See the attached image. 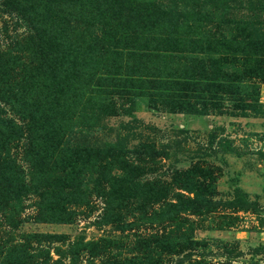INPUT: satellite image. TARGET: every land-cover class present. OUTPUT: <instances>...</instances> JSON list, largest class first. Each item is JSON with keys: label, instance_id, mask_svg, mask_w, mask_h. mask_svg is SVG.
<instances>
[{"label": "rangeland", "instance_id": "1", "mask_svg": "<svg viewBox=\"0 0 264 264\" xmlns=\"http://www.w3.org/2000/svg\"><path fill=\"white\" fill-rule=\"evenodd\" d=\"M133 2L135 11L147 16L150 22L155 21L150 31H142L148 38L156 34L165 40L156 44L158 50L151 55L153 51L144 49L149 44H141L128 34H125L128 38H124L122 32H117L122 29L120 24L107 27V39H87L90 47H95L92 53L99 52V58L96 54L90 62L98 61L88 71L86 92L74 99L71 95L64 96L60 102L77 113L76 117L83 116L88 131L75 134L77 144L71 147V152L62 149L59 160L53 157L33 170H29L30 165L22 159V150L16 147L10 152L27 171L24 178L27 185L20 187L16 194L14 191L13 196L5 193L0 199V264H10L15 259L23 260L22 264H142L144 261H149L147 264L197 261L198 264L200 261L264 264V81L250 76L246 79V83L254 81L260 86L261 105L255 109L244 108L226 92L227 83L233 78H227L226 84L221 83L224 81L221 77L214 81L215 85H205L208 78L216 76L213 72L215 57L225 54V50L236 48L240 54L249 55L256 49L253 42L264 44V0H227V5L223 0ZM72 4L71 0H63L61 7L70 11ZM163 9L180 15L188 25L184 32L176 33L170 22L161 21ZM94 18L90 17L92 33ZM97 25L103 26L102 23ZM126 25L132 24L125 21L123 26ZM0 30L3 33L0 39L6 37L8 42L16 37L23 39L27 34L16 14L6 13L2 5ZM97 33L101 35L102 31L94 34ZM118 39L121 47L113 44ZM241 40L248 44H237ZM142 51H145L143 56L137 55ZM253 62L256 61H248L246 66L243 63L242 70L245 67L248 71ZM227 69L231 71L228 66ZM137 70L169 82L162 90H156L149 83H134L124 78ZM46 75L38 84L45 90L52 86ZM193 75L203 79L202 85L197 86L205 89L195 93L180 89ZM119 76L122 78H115ZM189 85L186 83L183 87ZM217 85L222 88L215 96L210 95V87L217 89ZM141 89L143 94L135 99L133 95ZM242 96L247 99L245 102L253 97L247 93ZM196 109L206 113L191 112ZM111 111H115V115ZM107 143H119L128 152L123 153L124 158L118 156L116 160L108 154L110 149L97 151ZM83 148L95 151L90 153L92 160H87V164H83V154L80 157L73 151H85ZM147 151L159 154L149 159ZM73 158L76 179L70 181L65 179V170L71 166L69 161ZM33 175L37 179L34 182L31 181ZM138 179L157 181V188H163L171 202L177 201L180 193L192 198L191 188L203 184V196L214 210L207 211L206 205L202 214L190 215L183 221V230L175 231L180 236L175 250H150L147 242L137 240L138 235L162 234L158 226H144L129 232L127 237L117 226L100 222L105 206L101 193L116 186L122 196H128L131 189L135 190L134 183H138ZM185 186L191 188L182 189ZM155 188L153 186L152 191ZM68 191L84 198L82 203H66ZM161 205L156 204L155 209H160ZM65 213L72 219L62 222L60 219ZM79 239L84 242L121 239L120 243L102 241L119 254V258H112L110 262L105 254L89 260V251L81 250L79 257L73 260L69 247ZM192 240L206 242L192 243ZM41 247L49 250L45 252ZM93 248L95 246L91 245L90 251ZM133 255L136 259H125Z\"/></svg>", "mask_w": 264, "mask_h": 264}, {"label": "trees", "instance_id": "2", "mask_svg": "<svg viewBox=\"0 0 264 264\" xmlns=\"http://www.w3.org/2000/svg\"><path fill=\"white\" fill-rule=\"evenodd\" d=\"M71 1H73L71 5L73 8L70 11H65L61 7L63 0H0V5L4 7L5 12L16 14L18 20L27 29V34L23 39L16 37L10 42L6 41V37L0 39V199L5 193L13 196L20 187L27 185L24 183L27 171L19 163L17 156L11 157L10 155L14 148L17 147V150L24 152L22 159L30 165L29 170H33L42 162H47L53 157H56L55 161L59 160L64 150L71 152V147L77 144L75 134L88 131L86 123L83 121V116L78 115L76 117L77 113L66 109L65 105L60 102L64 96L71 95L74 99L78 94L84 95L86 92L84 88L90 77L88 71L91 66L98 63L96 61L91 64L93 62L92 59L96 54L97 58H99V52L92 53L95 47L91 48V45H89L91 43H88L87 39L97 41L101 38L107 39V27L120 24L122 29L118 28L119 31L117 32H122L123 35L128 34L141 44H149L144 49L153 51L150 52L151 55L158 50L156 44H160L162 43L161 41L165 40V38L157 37L156 34L152 38H148L147 33L142 31H150L155 21L150 22L147 16L135 11L136 9H133V0ZM223 2L227 5V0H223ZM225 4L222 3V6H225ZM162 12L161 16L164 19L161 21L167 20L170 22L171 29H174L176 33L184 32V29L188 27L179 14L173 13V10L163 9ZM90 17H95L92 24L93 32L96 33L97 30H100L102 31L101 35L90 31ZM125 21H129L132 25L123 26ZM97 23H102L103 26H98ZM2 34L0 30V37ZM124 38L128 37L125 35ZM239 43L248 44L244 40L237 42V44ZM113 44H117V47L122 45L120 39ZM86 45H89V47ZM95 46H97L96 43ZM252 46L256 49L249 55L248 53L240 54L236 48H233L225 50V54L215 57L213 72L216 76L208 78L205 83L208 86L215 85L214 81L222 77L221 81H224L220 82L226 84L227 78H233L230 83H227L228 88L225 90L238 101H236L237 103L248 109H255L261 105L259 98L260 86L254 81L246 83V79L250 76L253 79L264 81V44L255 41ZM242 47L245 48L246 45ZM144 52H138L137 55L143 56ZM248 56L250 57L249 60ZM250 60L256 62H253L248 67V71L245 67L242 70L243 63L246 66ZM240 65H242L241 68ZM227 66L231 71L227 69ZM46 74L49 75L52 86L45 90L38 84L43 76H47ZM174 75L176 78H180L177 73H174ZM125 76L124 78L134 83H149L151 88H156V90L159 88L162 90L169 82L163 81V77H150L141 70L127 73ZM197 76L189 77L191 81L185 80L180 89L189 90V93L190 90L193 93L200 90L203 91L205 88L197 86L199 84L202 85L203 79ZM163 82L165 84H161ZM186 83L191 85L187 88L183 87ZM128 86L132 87L133 85L128 84ZM58 88H63V90ZM67 88L68 91L66 92ZM220 88L222 87L218 85L217 89L210 87V95H214ZM142 92H144L143 89L139 93L134 94L133 97L135 99L138 98L143 94ZM243 93H247L250 96L252 94L253 97L248 99L250 101L245 102L247 99L242 96ZM150 106L153 107V105ZM191 112L206 113L202 109H196ZM111 113L115 115V111H111ZM105 149H110V152L107 151L108 154L112 158H116V160H118V156L124 158L123 153L128 152L121 148L119 143H107L105 147L97 151L103 152ZM73 151L75 155H84L83 164H87V160H92L90 153H95V151H88L87 149L85 151L89 154L84 150H79L78 152L73 149ZM157 154L159 153L155 151L146 152V156L149 159H155L158 156ZM85 156L89 159H85ZM96 157L97 155L95 154L94 159ZM138 159L140 161L143 160L141 157H138ZM69 162H71V166L65 170V179L74 181L76 179V170L73 169L75 166L74 158L70 159ZM131 165L137 167L133 163ZM35 175H37L36 172ZM35 175L31 178L33 182L37 180ZM134 185L135 190L131 189L128 196H122L116 186H111L109 191L101 193L100 196L104 199L105 206L100 222L117 226V229L125 233L127 237H129V232H136V229L144 226L146 228L158 226L162 234L137 236V240L147 242V248L150 250H157L158 252L175 250L174 248L178 247L180 238L175 231L183 230V221L190 215L202 214L206 205H208L207 211L214 210L212 204L210 206V202L203 196V184L196 185L195 189L186 186L182 187L185 190L191 188L194 196L192 198L186 197V195L180 193L178 194L179 199L175 202L167 199V193L163 191V188H157V181L138 179V183L135 182ZM69 186L72 187V185ZM153 186H156L154 191H152ZM14 191L15 193L12 195ZM68 192L69 196L66 199V203L69 205L71 203L80 204L84 200L82 197H77V194L72 193V191ZM160 203L162 204L161 208L155 209L156 204ZM71 219L68 213H65L60 221L65 222ZM171 228L172 230H170ZM56 236L60 237L59 235ZM59 240L62 241V239ZM105 240L122 242L121 239H117V241L115 239H102V241ZM102 241L84 242L83 239H79L70 245L69 253L73 260L79 257L81 250L89 251V260L105 254L107 255V261L111 262L112 258L114 260L118 259L119 254L114 253L112 249L110 250L105 243L106 241ZM194 242L205 244L206 241L192 240V243ZM91 245H94L95 248L90 251ZM40 249L45 252L49 250L44 247ZM28 252L30 251L28 250ZM183 252H185V249ZM173 254L175 253L173 252ZM135 256L126 257L125 259H136ZM22 263L23 260L15 259L10 264ZM143 263L147 264L149 261H144ZM205 263L200 261V264ZM108 264H113V262ZM193 264H198V261Z\"/></svg>", "mask_w": 264, "mask_h": 264}]
</instances>
